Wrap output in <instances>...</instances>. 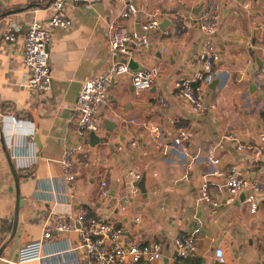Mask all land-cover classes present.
Instances as JSON below:
<instances>
[{
  "label": "crops",
  "instance_id": "1",
  "mask_svg": "<svg viewBox=\"0 0 264 264\" xmlns=\"http://www.w3.org/2000/svg\"><path fill=\"white\" fill-rule=\"evenodd\" d=\"M129 1L140 12L128 20L120 17L122 4L109 0L73 2L69 6L73 24L51 30L53 84L45 92L25 84L24 35L32 19H46L53 13L51 4L43 7L32 5V0H0V116L4 117L11 153L14 134L33 132L35 136V130H39V140L35 136L39 162L20 177L19 226L4 255L15 258L20 246L39 239L51 208L75 213L82 205L93 215L115 218L130 237L160 241L163 255L152 264H264V191L256 195L259 208L254 214L241 200L243 192L232 196L213 188L220 205L198 201L201 180L208 173H224L236 163L250 178L256 176L257 163L250 152L239 150L238 143L225 135L236 134L247 146L257 143L264 129V0H226L223 5L216 39L222 56L214 78L218 83L213 79L207 84L208 109L198 119L189 103L177 96L175 83L202 68L204 34L197 23L202 9L197 12L210 0ZM154 13L161 14L162 22L151 32V52L133 58L138 61L136 68L146 72L158 69L154 83L138 94L132 78H114L108 90L110 104L101 112L102 129L97 135L106 136L107 127L115 130L108 142L96 147L91 146L97 141L91 140L93 131L86 135L89 148L78 164L76 198L67 206L43 201L37 196L38 182L60 173L59 158L64 148L79 140L76 103L82 83L111 63L109 24L140 31ZM164 19L168 22L161 27ZM9 23L20 28L16 42L2 38V30ZM161 44L164 51H160ZM13 114L18 116V124L10 118ZM154 127L162 130L161 136ZM179 129L189 131L190 143H175ZM25 148L21 152L28 156ZM212 149L220 160L218 164L209 159ZM132 169L146 174L148 195L141 194L127 212H120L115 208L116 197L125 190ZM104 179L110 185L117 180L109 204L99 197ZM213 179L223 181L225 176L214 175ZM245 192L247 195L251 190ZM14 206V182L0 146V244L11 229ZM138 215L142 220L136 223ZM197 226L202 229L195 253L175 258L176 235L192 232ZM68 238L75 241L77 235L58 234L55 241L64 246ZM217 247L224 249L226 263L214 257Z\"/></svg>",
  "mask_w": 264,
  "mask_h": 264
},
{
  "label": "built area",
  "instance_id": "2",
  "mask_svg": "<svg viewBox=\"0 0 264 264\" xmlns=\"http://www.w3.org/2000/svg\"><path fill=\"white\" fill-rule=\"evenodd\" d=\"M94 0H53L50 7L53 13L46 19L34 18L29 23L24 35L23 64L26 72L25 84L28 87L42 91H50L53 84V74L50 65V51L52 29L55 27H70L73 20L69 15V6L73 2H91ZM121 3L120 17L123 20L136 17L140 9L129 0H109ZM226 0H210L202 8L198 16V25L204 34L201 45L202 68L193 71L189 76H182L175 83L176 94L189 103L198 119L208 109L205 88L216 76V66L222 56L217 46V36L223 18V5ZM163 16V15H162ZM162 22L161 14L154 13L142 24V30L130 29L126 25L111 22L108 27V44L111 63L106 70L85 80L76 103L78 141L66 146L59 158L60 173L40 179L37 185V196L43 201H52L56 205L67 206L77 196L76 181L78 178V164L87 153L89 144L86 135L91 131L100 132L101 112L110 104L108 90L115 77L125 76L130 72V60L143 57L151 52V32L158 30ZM20 28L9 23L2 30L5 41L16 42ZM250 43L252 41L250 40ZM160 51L165 50L163 44ZM158 69L151 71H136L132 75V83L136 93L150 88ZM239 79V78H237ZM160 101L165 104V99ZM3 123L4 117L0 116ZM14 123H19L18 116L10 115ZM178 122L177 119L173 120ZM5 124V123H4ZM153 131L162 135V130L154 127ZM226 138L238 143L239 150H247L255 160L256 176L250 178L245 168L233 163L222 173L214 171L203 176L200 183L201 194L198 201L212 203L220 202L213 195V188L218 193L229 192L237 196L246 189L244 203L251 213L259 208L256 193L264 191V129L259 134V140L252 145H244L236 134H226ZM12 141V157L21 174L38 163V150L34 133L25 135L14 134ZM175 143H190V133L186 129H179L174 139ZM28 151L22 153L23 149ZM211 163L218 164L214 149L210 150ZM224 174L225 179L218 181L214 175ZM143 174L135 169L129 170L125 180V190L116 197L115 208L120 212H127L134 201L142 194L136 183ZM47 184V185H46ZM99 197L105 204L112 201L110 182L102 180ZM138 215L134 221L140 222ZM197 226L192 232H180L174 239V257L178 259L192 256L197 248V236L201 231ZM75 233L77 240L66 239L64 246L55 241L58 234ZM163 245L160 241H147L137 237H130L126 228L115 218L105 219L96 216L84 206H80L75 213L58 210L54 207L47 213L42 224V235L39 239L29 240L20 246L15 258L4 254L0 257V264H152L161 259ZM214 257L219 263H226L227 257L222 247H217Z\"/></svg>",
  "mask_w": 264,
  "mask_h": 264
},
{
  "label": "water",
  "instance_id": "3",
  "mask_svg": "<svg viewBox=\"0 0 264 264\" xmlns=\"http://www.w3.org/2000/svg\"><path fill=\"white\" fill-rule=\"evenodd\" d=\"M53 0H51L52 3ZM204 4H202L199 7V11L197 13L200 12V10L202 9ZM9 13V11H8ZM2 15H5V13H2ZM168 22V19H164L161 27H163V25H165ZM257 36V35H255ZM48 49H50V47H48ZM138 63V61L132 59L130 61V72L127 74V76H129L130 78H132V75L134 72L136 71H145L143 68L139 67L136 68V64ZM146 72V71H145ZM214 83H218L217 79H214ZM213 86V85H212ZM206 103H208V98H206ZM108 130V134L106 136H98L97 132H91V140H97L96 142H91V146L96 147L98 144H105L106 142H108V140L110 139L112 133L115 130V127L111 128V127H107ZM35 136L36 139L39 140V130L38 128L35 130ZM0 146L3 152V155L6 159V162L8 164L9 170L11 172V176L14 182V188H15V206H14V213H13V221H12V226L11 229L9 230V232L7 233L6 237L3 239V241L0 244V257L4 254V251L6 250V248L10 245V243L12 242V240L14 239V237L16 236L17 230H18V226H19V217H20V209H21V180H20V175L18 173V169H17V165L16 162L14 160V158L12 157L11 154V150L9 148V144H8V139L7 136L5 134V125L0 117ZM114 146L111 145V149ZM146 179L147 176L146 174H144L142 176V178L136 183V185L140 188L142 194L144 195V197H147L148 195V189L146 186ZM111 189L114 191L117 187V180L114 179L111 182ZM259 194L256 193V195ZM246 197V192L243 191L242 196H241V200L244 201Z\"/></svg>",
  "mask_w": 264,
  "mask_h": 264
},
{
  "label": "trees",
  "instance_id": "4",
  "mask_svg": "<svg viewBox=\"0 0 264 264\" xmlns=\"http://www.w3.org/2000/svg\"><path fill=\"white\" fill-rule=\"evenodd\" d=\"M33 3L32 5H41L43 7H46V6H49L51 4V0H32ZM19 173V172H18ZM20 174V177H22L23 174L19 173Z\"/></svg>",
  "mask_w": 264,
  "mask_h": 264
},
{
  "label": "rangeland",
  "instance_id": "5",
  "mask_svg": "<svg viewBox=\"0 0 264 264\" xmlns=\"http://www.w3.org/2000/svg\"><path fill=\"white\" fill-rule=\"evenodd\" d=\"M20 224H22V222ZM29 228H31V225L30 224H29Z\"/></svg>",
  "mask_w": 264,
  "mask_h": 264
}]
</instances>
